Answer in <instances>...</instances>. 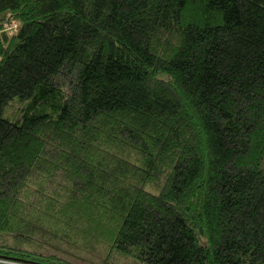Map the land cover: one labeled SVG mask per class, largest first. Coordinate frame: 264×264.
I'll use <instances>...</instances> for the list:
<instances>
[{"label": "trees", "instance_id": "16d2710c", "mask_svg": "<svg viewBox=\"0 0 264 264\" xmlns=\"http://www.w3.org/2000/svg\"><path fill=\"white\" fill-rule=\"evenodd\" d=\"M0 264H264V0H0Z\"/></svg>", "mask_w": 264, "mask_h": 264}, {"label": "built area", "instance_id": "2783aa9c", "mask_svg": "<svg viewBox=\"0 0 264 264\" xmlns=\"http://www.w3.org/2000/svg\"><path fill=\"white\" fill-rule=\"evenodd\" d=\"M17 30H18V22L13 21L11 24L6 25L3 31L8 34H13V33H16Z\"/></svg>", "mask_w": 264, "mask_h": 264}, {"label": "rangeland", "instance_id": "374dc122", "mask_svg": "<svg viewBox=\"0 0 264 264\" xmlns=\"http://www.w3.org/2000/svg\"><path fill=\"white\" fill-rule=\"evenodd\" d=\"M18 109H19V106L18 104L15 103L12 108L8 109V113L12 115L13 113L17 112Z\"/></svg>", "mask_w": 264, "mask_h": 264}]
</instances>
